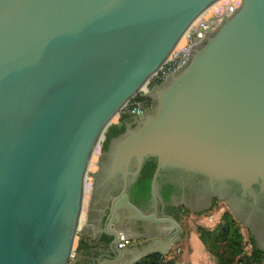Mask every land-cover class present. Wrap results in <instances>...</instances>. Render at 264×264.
<instances>
[{"label": "water", "instance_id": "obj_1", "mask_svg": "<svg viewBox=\"0 0 264 264\" xmlns=\"http://www.w3.org/2000/svg\"><path fill=\"white\" fill-rule=\"evenodd\" d=\"M221 1L0 0V264H72L81 232L100 245L111 238L100 264L168 253L183 231L157 209L165 175L226 200L264 251V216L259 230L238 211L249 197L252 211L264 203V0H235L237 9L147 94L145 117L91 166L123 106ZM150 157L157 167L145 211L129 187ZM126 239L145 243L120 249Z\"/></svg>", "mask_w": 264, "mask_h": 264}, {"label": "built area", "instance_id": "obj_2", "mask_svg": "<svg viewBox=\"0 0 264 264\" xmlns=\"http://www.w3.org/2000/svg\"><path fill=\"white\" fill-rule=\"evenodd\" d=\"M239 5L240 3L235 0L221 1L200 17L186 32L179 46L165 65L146 83V89L142 88L139 91V95L137 94L131 101L126 103L121 111L133 117L135 121L139 120L145 111L152 107V101L147 96L151 89L165 81L179 67L184 65L189 58L192 47L199 44L209 32L213 31L225 17L230 16ZM132 242V239L122 240L119 242L118 247L126 249ZM252 251L251 245L250 249L241 254L243 258L241 264H264V251L256 255H253ZM175 259L176 252H174L172 247L168 253L161 255L157 264H174Z\"/></svg>", "mask_w": 264, "mask_h": 264}, {"label": "flooded vegetation", "instance_id": "obj_3", "mask_svg": "<svg viewBox=\"0 0 264 264\" xmlns=\"http://www.w3.org/2000/svg\"><path fill=\"white\" fill-rule=\"evenodd\" d=\"M149 111H150V109L145 111L144 114L146 115ZM145 115L142 117H145ZM133 121H135V119L133 117H130L129 119H122V123L120 125L125 126V130L122 133L111 137L109 140L107 148H105L103 146L102 153L106 152L105 155L103 154L104 155L103 160L106 161L108 159L107 152L110 151L112 140L114 138L120 136L121 134L125 133L126 131H128V129H130V128L133 129L137 126V124H134ZM99 152L101 154V151H99ZM151 160H153V157L148 158L147 162L151 161ZM156 162H157V160H156ZM144 166H143V168H144ZM143 168H142V170H143ZM142 170H141V173H142ZM154 173H156V169H155ZM140 176H141V174L138 176V179L140 178ZM153 177H154V175H153ZM169 178H170L169 176L165 175L164 177H162L160 179V182H159L162 200H157V209L161 213H166L169 215L176 216V209L178 211V209H180L183 206L188 208V209H191L192 211H194V213H196L198 211L199 212H203L206 210L208 211V210L212 209L215 206V203L218 201L217 195L207 194L203 190L196 188L198 186L181 187L178 184H173ZM136 183H137V181L134 182L129 187V193H130L132 201L145 211L152 210L153 208H152V202H151L150 195L148 198L142 197L139 194V191H138L139 188L136 186L137 185ZM170 184H172L174 186H173L172 190H169V192H170L169 198L165 199L164 198V191H168L167 187ZM99 190H100V192H104V189L102 187H100ZM120 191H121L120 186L115 187L111 190V195H118L120 193ZM228 191H229V194H231L233 197H235L236 201L238 202L236 187H234L233 185H230ZM247 200L248 201H246V202L240 201L239 210H238L239 214L243 217V219H246L248 217V215H252L249 217L250 218V220H248L249 222H251V221H254V223H256L257 221L261 222L263 220V216H264V203L258 209L255 208L254 211H252L253 208H252V204H250V201H251L250 197ZM103 206L105 207V203L102 205V207ZM108 213L109 212H108L107 208H104V210L101 212V214L99 213L98 220H96V225H95L96 228H95V231L93 233H97V235L101 236V231H103L104 228H106ZM95 215L98 216V213H95ZM255 225H257L259 227V230H261L263 228L262 225H258L257 223ZM103 236L104 235H102V237H101V239H102V241L100 242L101 245H103L105 242V240H103ZM256 239H257V242L260 244L261 241L259 240L258 236L256 237ZM101 245L99 244V246H101ZM97 263H98V260H96V262L94 264H97ZM87 264H90V263H87Z\"/></svg>", "mask_w": 264, "mask_h": 264}, {"label": "trees", "instance_id": "obj_4", "mask_svg": "<svg viewBox=\"0 0 264 264\" xmlns=\"http://www.w3.org/2000/svg\"><path fill=\"white\" fill-rule=\"evenodd\" d=\"M125 130L123 125H111L107 131V139L104 143V147H108V143L111 137L122 133ZM157 167L156 159L148 161L141 173L140 178L137 181V187L139 188V194L142 197H149L151 190V183L154 175V171ZM174 185H168V191H164V198L168 199L170 196L169 190L173 189ZM175 210V209H174ZM183 207L176 209V217L180 221ZM223 221L220 222L216 227L208 229L204 226H199L197 231L200 234L201 239L208 247L211 254L216 258L218 264H241L243 258L241 256L244 245H243V234L239 225V220L236 219L235 215L230 211H225L222 217ZM103 240L106 242L110 241L111 238L103 236ZM211 241V243H210ZM223 243V244H221ZM251 243L253 248V255H256L262 251L258 248L255 238L251 236ZM222 245V246H221ZM161 254L153 253L143 257L136 264H157Z\"/></svg>", "mask_w": 264, "mask_h": 264}, {"label": "crops", "instance_id": "obj_5", "mask_svg": "<svg viewBox=\"0 0 264 264\" xmlns=\"http://www.w3.org/2000/svg\"><path fill=\"white\" fill-rule=\"evenodd\" d=\"M213 213V211L210 213L212 218L203 217L202 223L199 224L203 226H215L216 220ZM217 214L219 215L218 212ZM180 223L183 233L181 239L173 246L174 252H176L174 264H218L216 258L211 254L208 247L201 239L197 229L192 228V222H185L182 219ZM142 243L145 242H134L132 247L141 245ZM100 248L101 246H99L98 239L89 235H82L80 247L77 250L78 253L72 264H94L101 254L104 253L103 250L105 249L103 248V250H100ZM128 251H132V248ZM98 263L100 264L102 261H98Z\"/></svg>", "mask_w": 264, "mask_h": 264}, {"label": "rangeland", "instance_id": "obj_6", "mask_svg": "<svg viewBox=\"0 0 264 264\" xmlns=\"http://www.w3.org/2000/svg\"><path fill=\"white\" fill-rule=\"evenodd\" d=\"M152 90V89H151ZM142 93V92H140ZM139 95V93H138ZM152 101V100H151ZM130 116L124 114L122 111H120V113H118V115L114 118L113 120V123L111 125H114V124H117V125H120L122 123V119H129ZM110 125V126H111ZM107 135V132L105 134V137L103 138V140H101V143L97 149V152L95 153V156H94V159H93V163L91 166H97L95 165V161L97 160V153H100L99 151L102 152V148L104 146V143L106 142V137ZM89 178H91V170L89 172ZM88 178V182L91 183V179ZM89 186H91V184H89ZM88 197H89V188L87 187L86 189V199H85V207H87V203H88ZM218 201L215 203V206L211 209V210H206V211H203V212H197V213H194V211H192L191 209H188L186 207H184V211L182 212V215H181V220L183 219L185 222H192V228L193 229H198L199 226H201V224L199 223H202V219L203 217H206V218H212L211 217V212L213 211L214 215H215V220H216V224L215 226H204L208 229H212V227H216L220 222L223 221L222 217H223V213L225 211H230V208H229V205L227 203L226 200H223V199H217ZM217 212L219 213V215L217 214ZM239 225H240V228H241V232L243 234V245H244V248H243V252H245L247 249H250L251 248V236H252V233L249 231V229L241 222L239 221ZM203 226V225H202ZM82 235H85L84 233H80V237ZM211 243V241H210ZM134 244V241L132 242V244L130 246H132ZM223 244V243H221ZM222 246V245H221ZM75 260V257L73 258L72 260V263L74 262Z\"/></svg>", "mask_w": 264, "mask_h": 264}, {"label": "bare ground", "instance_id": "obj_7", "mask_svg": "<svg viewBox=\"0 0 264 264\" xmlns=\"http://www.w3.org/2000/svg\"><path fill=\"white\" fill-rule=\"evenodd\" d=\"M143 89H146V87L144 86ZM101 140H102V139H101ZM97 155H98V157H97V160L95 161V165H97V162H98V159H99L100 153H97ZM89 179H91V178H89ZM89 184H91V183L88 182V188H89L88 203L90 202V195H91V186H89ZM88 203H87V205H88ZM85 214H86V212H85Z\"/></svg>", "mask_w": 264, "mask_h": 264}]
</instances>
